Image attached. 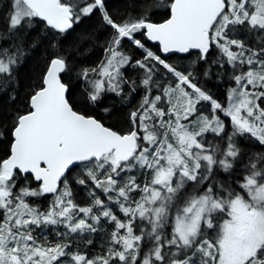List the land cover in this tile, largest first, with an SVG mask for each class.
I'll use <instances>...</instances> for the list:
<instances>
[{"label": "snow or ice", "instance_id": "1", "mask_svg": "<svg viewBox=\"0 0 264 264\" xmlns=\"http://www.w3.org/2000/svg\"><path fill=\"white\" fill-rule=\"evenodd\" d=\"M0 264H264V0H0Z\"/></svg>", "mask_w": 264, "mask_h": 264}]
</instances>
